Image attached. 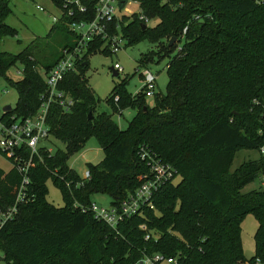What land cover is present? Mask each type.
I'll return each mask as SVG.
<instances>
[{
    "label": "trees",
    "instance_id": "1",
    "mask_svg": "<svg viewBox=\"0 0 264 264\" xmlns=\"http://www.w3.org/2000/svg\"><path fill=\"white\" fill-rule=\"evenodd\" d=\"M135 1L150 23L158 24L144 30L137 16H123L113 27L120 25L127 47L144 41L157 45L159 51L143 57L141 66L161 62L179 48L167 65L166 93H155V106L150 107L145 86L135 96L126 90L127 80L116 86L106 100L112 110L136 112L123 130L112 116L98 113L100 99L85 77L89 57L104 41L87 54L77 72L66 76L61 88L75 105L69 113L52 106L48 118L51 134L64 150L45 155L44 163L35 161L34 201L19 207L15 219L0 230L6 264H134L154 254L178 257L177 264L264 261V187L243 193L264 175V156L231 173L239 151L259 153L264 145V0ZM9 12L8 0H0V79L18 94L9 114L26 118L37 112L47 87L39 67L46 75L62 52L74 47L75 38L67 27L70 19L64 17L46 38L36 39L21 53L2 52L3 39L17 34L5 21ZM92 18L94 14L77 20ZM172 38L176 42L169 47ZM50 39L60 42L58 52L50 49ZM18 64L23 77L13 80L7 73ZM92 138L105 158L89 166L91 179L78 187L83 180L68 163ZM143 149L172 165L180 179L159 191L155 210L112 229L74 208L75 202L89 205L97 194L116 204L134 193L149 173L141 159ZM49 181L61 191L64 207L48 201ZM20 184L15 169L6 173L0 168V210L14 205ZM248 215L258 222L256 252L250 258L241 239V223Z\"/></svg>",
    "mask_w": 264,
    "mask_h": 264
},
{
    "label": "built area",
    "instance_id": "2",
    "mask_svg": "<svg viewBox=\"0 0 264 264\" xmlns=\"http://www.w3.org/2000/svg\"><path fill=\"white\" fill-rule=\"evenodd\" d=\"M53 2L61 11L60 17H53L54 23H60L64 17L70 19L67 27L75 38V45L73 48L65 49L57 64L44 75L47 87L39 97V107L33 116L18 118L9 114L12 111L0 112V153L8 157L13 169L21 177L14 205L7 211L0 210V230L15 219L19 207L34 201V195L31 194V173L35 161L44 163L45 155L53 157L56 153L55 140L48 120L50 109L52 106H58L64 113H69L75 105L73 98L61 88L66 76L77 72L78 65L84 62L87 54L99 41L104 43L102 47L96 48L98 53L107 51L111 55L117 54L126 46L120 25L113 27L116 21L126 16L120 15L122 11L137 15L143 25L150 24V20L142 14L141 3L135 0H53ZM130 2L139 6V13L128 7ZM121 3H125L122 9ZM91 14H94V18L77 20L78 16L89 17ZM113 68L117 72L122 71L119 65ZM19 73L23 75L24 70ZM143 78L147 89L146 95L154 97L157 76L146 70ZM259 153L264 156V145L260 147ZM141 159L148 164L149 173L144 176L143 182L134 193L120 203L112 202L109 207L100 206L92 201L89 205L75 202L74 208L82 214L92 215L96 221L112 229H117L122 223L142 215L145 211L155 210L156 195L166 185L175 183L179 175L172 165L158 159L149 149L142 150ZM81 178L83 182L78 183V187L91 179L90 171ZM70 185L69 183L68 186ZM140 228L147 230L146 225H141ZM145 239L150 240L151 235H147ZM177 263L178 257L154 254L144 255L134 264ZM239 264H264V261L256 258L241 261Z\"/></svg>",
    "mask_w": 264,
    "mask_h": 264
},
{
    "label": "rangeland",
    "instance_id": "3",
    "mask_svg": "<svg viewBox=\"0 0 264 264\" xmlns=\"http://www.w3.org/2000/svg\"><path fill=\"white\" fill-rule=\"evenodd\" d=\"M9 14L6 17V23L17 34L3 39L1 44L2 52L17 55L21 53L28 45L33 43L36 39L46 38L52 27L55 25L53 17H60L61 11L54 4L53 0H8ZM128 7L132 11L140 12L139 6L130 2ZM42 10H41V9ZM120 15H126V19L137 16L121 12ZM158 24L155 20L148 24L153 28ZM49 41V40H48ZM183 43H179L181 47ZM49 47L53 53L58 52L61 44L56 39H50ZM179 48L170 56H165L161 62H145L141 66L140 61L144 57H151L154 52H158L157 45L144 41L132 47H123L117 54L105 55L97 53L89 57V68L85 73V77L89 83V87L95 92L100 102L97 106L98 113H106L112 116V119L123 130L128 128L130 121L135 116L136 112L127 109L122 114L116 113L112 110L110 105L106 102L109 96L114 91L115 87L120 85L125 80L128 81L126 90L133 96L139 94L145 86L144 73L146 70L153 72L157 76L155 83V93L165 94L168 84L167 65L172 58L178 53ZM119 65L122 69L118 77L113 76L112 67ZM22 66L17 65L13 67L7 76L13 80L22 79ZM39 73L44 76V69L40 66ZM147 104L150 107L155 106V98L146 96ZM18 102V94L16 90L9 87L4 78L0 79V112H3L4 107L11 106L15 109ZM55 151L58 149L64 150V145L61 142H54ZM105 158V153L100 148L95 138L90 139L83 149L73 156L68 165L80 177H84L89 171V166H96L100 164ZM260 159V154L257 151L241 150L237 153L231 173L237 170L244 162L255 161ZM0 168L6 173L13 169V166L7 156L0 153ZM179 178L175 183L179 182ZM48 201L57 208L64 207L62 193L51 181L48 182ZM264 187V175H261L254 183L248 185L243 193H248L254 190H259ZM95 203L103 207H109L112 204V198L108 195L97 194L92 199ZM242 246L244 255L252 257L255 255V241L254 235L258 229V222L253 215L246 216L242 223ZM0 264H6L0 253Z\"/></svg>",
    "mask_w": 264,
    "mask_h": 264
},
{
    "label": "water",
    "instance_id": "4",
    "mask_svg": "<svg viewBox=\"0 0 264 264\" xmlns=\"http://www.w3.org/2000/svg\"><path fill=\"white\" fill-rule=\"evenodd\" d=\"M124 5H125V3H121L120 4L121 9L124 7ZM142 28L144 30H146L147 29V25H143ZM175 42H176V39L175 38H172L171 41H170V43H169V47H172ZM111 70L113 71V76L114 77H118L119 76V73L117 71H115L113 67L111 68ZM12 110H13V108L11 106H6L3 109V111L4 112H7V113L11 112Z\"/></svg>",
    "mask_w": 264,
    "mask_h": 264
},
{
    "label": "crops",
    "instance_id": "5",
    "mask_svg": "<svg viewBox=\"0 0 264 264\" xmlns=\"http://www.w3.org/2000/svg\"><path fill=\"white\" fill-rule=\"evenodd\" d=\"M248 258H250V257H248Z\"/></svg>",
    "mask_w": 264,
    "mask_h": 264
}]
</instances>
